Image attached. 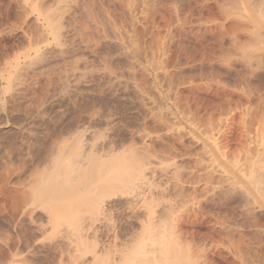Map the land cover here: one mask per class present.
<instances>
[{"label":"rangeland","instance_id":"374dc122","mask_svg":"<svg viewBox=\"0 0 264 264\" xmlns=\"http://www.w3.org/2000/svg\"><path fill=\"white\" fill-rule=\"evenodd\" d=\"M263 7L0 0V264H161L159 243L149 261L133 254L151 202L182 264H264ZM86 167L105 174L97 184L118 170L146 180L109 193L81 180ZM94 190L109 204L101 223L86 213Z\"/></svg>","mask_w":264,"mask_h":264},{"label":"bare ground","instance_id":"6f19581e","mask_svg":"<svg viewBox=\"0 0 264 264\" xmlns=\"http://www.w3.org/2000/svg\"><path fill=\"white\" fill-rule=\"evenodd\" d=\"M263 9H264V7H263ZM262 11H263V10H262ZM263 12H264V11H263ZM248 14H249V13H248ZM260 16H261V14H260ZM261 17H262L263 25H262V30L260 29V31H261L260 34L262 35L263 40H262V39H261V40H262V42H263V44H264V13H262V16H261ZM253 21H255V20H253ZM254 24H255V23H254ZM256 24H257V23H256ZM257 27H258V26H257ZM257 32H258V31H257ZM258 33H259V32H258ZM260 44H261V42H260ZM260 46H261V45H260ZM77 154L79 155V153H77ZM61 155H62V154H61ZM61 155H60V156H61ZM60 156H59V157H60ZM76 156H77V155H76ZM72 158L74 159L75 157H72ZM72 158H71L72 161L69 160L70 162H73V159H72ZM77 158H78V157H77ZM90 158H93V157L91 156ZM98 158H99V157H98ZM101 158H102V157H101ZM112 158H113V157H112ZM93 159H94V158H93ZM99 159H100V158H99ZM113 159H114V158H113ZM95 161H96V160H95ZM88 162H89V161H88ZM96 162H98V161H96ZM99 162H100V161H99ZM107 162H108V161L103 162L104 165H105V163H107ZM116 162L118 163V161H116ZM116 162L113 163V165L115 164V166H113L112 164H110V165H112L113 167H118V166H116ZM195 162H196V161H195ZM57 163H58V162H57ZM130 163H131V162H130ZM130 163H129V164H130ZM200 163H201V162H200ZM68 164H69V162H68ZM90 164H91V162H90ZM90 164L87 163L88 166H89ZM96 164H97V163H95V165H96ZM118 164H119V163H118ZM194 164H195V163H194ZM196 164H197V163H196ZM74 165H75V164H74ZM85 165H86V164H85ZM87 165H86V166H87ZM101 165H103V164H101ZM106 165H107V164H106ZM55 166H56V165H55ZM92 166H93V164H92ZM97 166H98V164H97ZM97 166H96V167H97ZM198 166H199V165H198ZM237 166H238V165H237ZM237 166H236V167H237ZM94 167H95V166H94ZM110 167H111V166H110ZM127 167H128V166H127ZM127 167H126V169H127ZM132 167H133V165H132V166L130 165V168H132ZM86 168H87V167H86ZM89 168H90V166H89ZM98 168H100V167L98 166ZM108 168H109V166H108ZM119 168L121 169V166H119ZM128 168H129V167H128ZM91 169H92V171H93V169H95V168H91ZM102 169H104V168H102ZM132 169H133V168H132ZM87 170H88V168H87ZM61 171H62V170H61ZM61 171H60V172H61ZM70 171H71V170H70ZM88 171L90 172L91 170H88ZM94 171H96V172H90V173H89V172H88V173L85 172V175H86L87 177H84V178L81 179V180L86 181V183L88 182V187H89V184H90V183L95 184L96 182L99 181V179H97L98 181L95 182V180H96L97 177H98V178L102 177V178H100V179H103V178L105 177V176H104L105 174H104V175L102 174V176H101V171H100V173L97 172V168H96ZM105 171H106V170H105ZM111 171H112V169H111L110 171H107V173H108V172L112 173ZM118 171H119V172H117V175H118L119 177H118V176H116L115 178L112 177V178H113L112 182H109L108 180H107V181L104 180V182H103V181H100V182H99V183L102 182L101 185H102V187H103V188H100V190H107V189L110 190L111 188H112L111 190H113V189H116V190H117V185H119L120 183H121L122 185L120 184L119 186H121V187H122V186H123V187L125 186L126 190H128V189L135 190V189H136V186H137L136 181H138V180H140V179H143V178H142V175L145 176V173H144V172L142 173L140 169H139V171H138V170H137V171H138L139 173H141L142 175L139 174V173H137L136 170L134 169L133 172H134L135 176L133 175V177H135V179H132V180H131V179H127V178H126L127 176H126L125 178H126L127 180L125 181V180H124V176H125L124 170H118ZM122 171H123V172H122ZM127 171H132V170H127ZM142 171H145V170H142ZM82 172H83V171H82ZM145 172H146V171H145ZM64 173H65V172H64ZM71 173H72V172H71ZM80 173H81V172H80ZM92 173H93V174H92ZM102 173H103V172H102ZM121 173H124V174H123L124 176H123ZM130 173H131V172H130ZM225 173H226V172H225ZM72 174H73V173H72ZM72 174H71V175H72ZM89 174H91V176H90ZM95 174H96V175H95ZM136 174H137L138 176H136ZM242 174H243V173H242ZM244 174H245V173H244ZM54 175H55V174H54ZM57 175H58V174H57ZM60 175H61V174H60ZM60 175H59V176H60ZM76 175H77V174H76ZM85 175L83 174V176H85ZM93 175H95V176H97V177H94ZM109 175H110V174H109ZM139 175H140V176H139ZM208 175H209V174H208ZM208 175H207V177H208ZM73 176H75V175H73ZM83 176H82V177H83ZM103 176H104V177H103ZM111 176H112V175H111ZM210 176H211V174H210ZM57 177H58V176H57ZM63 177H64V176H63ZM63 177H62V178H63ZM77 177H78V176H77ZM92 177H93V178H92ZM109 177H110V176H109ZM121 177H123V178H121ZM136 177H137V178H136ZM197 177H200V176H197ZM245 177H246V176H245ZM52 178H56V177H52ZM52 178H51V179H52ZM67 178H68V177H67ZM79 178H80V177H79ZM144 178H145V177H144ZM147 178H148V177H147ZM200 178H201V177H200ZM200 178H199V179H200ZM64 179H65V178H64ZM105 179H106V178H105ZM109 179H111V178H109ZM199 179H198V181H199ZM231 179H232V177H231ZM53 180H54V179H53ZM59 180H60V179H59ZM65 180H66V179H65ZM123 180L125 181V185H124L123 182H122ZM143 180H146V178L143 179ZM210 180H211V178H210ZM229 180H230V179H229ZM45 181H46V180H45ZM61 181H62V180H61ZM141 181H142V180H141ZM202 181H204V180H202ZM232 181H234V180L232 179ZM51 182H53V181H50V183H51ZM66 182H67V181H66ZM82 182H83V181H82ZM108 182H109V184H108ZM142 182H143V181H142ZM191 182H192V181H191ZM205 182H206V181H205ZM58 183H60V182H57V184H58ZM99 183H98V184H99ZM105 183H106V184H105ZM193 183H194V182H193ZM196 183H197V182H196ZM200 183H201V182H200ZM209 183H210V182H209ZM52 184H53V183H51V185H50L51 187H52ZM62 184H63V182H62ZM96 184H97V183H96ZM98 184H97V185H98ZM103 184H104V186H103ZM197 184H198V183H197ZM197 184H196V185H197ZM58 185H59V184H58ZM58 185H57V186H58ZM91 186H94V185H91V184H90V187H91ZM95 186H96V185H95ZM119 186H118V189L121 188V187H119ZM194 186H195V185H194ZM60 187H61V186H59V189H60ZM62 187H63V186H62ZM67 187H68V186H67ZM72 187H73V185H72ZM82 187H83V185H82ZM90 187H89V188H90ZM96 187H97V186H96ZM99 187H100V185H99ZM141 187H142V186H141ZM205 187H206V184H205ZM47 188H48V187H47ZM47 188H46V192H47ZM84 188H85V187H84ZM104 188H105V189H104ZM64 189H65V186H64ZM70 189H71V187H70ZM76 189H77V188H76ZM85 189H86V188H85ZM85 189H84V190H85ZM121 189H123V188H121ZM121 189H120V191H121ZM66 190H67V189H66ZM72 190H73V189H72ZM111 190H110L109 193H112ZM194 190H195V189H194ZM44 191H45V190H44ZM55 191H56V190H54V192L52 191L51 194H52V193H55ZM64 191H65V190H64ZM64 191H63V192H64ZM70 191H71V190H70ZM91 191H92V190H91ZM139 191H140V190H139ZM93 192L96 193V194L94 195V193H92V192H90V193L93 195V197L95 196L96 198L93 199V201L90 200L91 202L89 201V204H86V206H85V205H84V206L88 209V211H87L86 213H89V211H91V213H90V214H91V217H92L91 220H93V218H94V219H95V223H96V221H97V222H98V221L100 222V221H102L103 219H105V218L107 217V216H105V214H106V210L108 211V209H107V205H109V204H107L106 201L104 200V199H105V198H104V197H105L104 194L106 195L105 192L103 193V198H104V199L99 197V194H97V193H98L97 191L94 190ZM106 192H107V191H106ZM114 192H115V190H114ZM117 192H119V191H117ZM57 193H58L59 196H60V193H59L58 191H57ZM115 193H116V192H115ZM126 193H127V192H126ZM131 193H132V192H131ZM133 193H134V192H133ZM197 193H198V192H197ZM51 194H50V195H51ZM61 194H62V191H61ZM135 194H136V193H135ZM52 195H53V194H52ZM108 195H109V194H108ZM130 195H131V194H130ZM137 195H138V194H137ZM137 195H136V197H138ZM196 195H197V194H196ZM56 196H57V194H56ZM56 196H54V197H56ZM64 196H65V195H64ZM69 196H70V195H69ZM73 196H74V195H73ZM133 196H134V194H133ZM182 196H184V195H182ZM110 197H111V196H110ZM164 197H165V196H164ZM164 197H163V200H164ZM189 197H192V196L189 195ZM193 197H194V196H193ZM68 198H69V197H68ZM75 198H76V197H75ZM108 198H109V197H108ZM186 198H187V197H186ZM186 198H185L184 200H186ZM39 199H41V198L39 197ZM83 199H84V198H81V197H80L79 200H77L76 202L79 203V201H80V200L82 201ZM109 199H110V198H109ZM135 199H136V198H135ZM187 199H188V198H187ZM193 199H195V198H193ZM69 200H70V199H69ZM148 200H150V199H147V203L149 202ZM184 200H183V201H184ZM189 200H191V199H189ZM189 200H188V201H189ZM195 200H196V199H195ZM197 200H198V199H197ZM132 201H133V200H132ZM191 201H192V200H191ZM135 202H136V200H135ZM184 202H185V201H184ZM49 203H50V202H49ZM52 203L55 204V202H52ZM52 203H50L49 206L51 205V207H53L54 205H53ZM73 203H74V202H73ZM137 203H138V202H137ZM147 203H146V205H148ZM151 203H152V202H151ZM151 203H149V205L147 206V210H149L148 212H146L147 210L143 207V208L146 210V211H145V210H144V211H145L147 214L144 213V214H146L145 217H142V216H144V215H142V216H140V217L143 218V219L141 218V220H142V222H144V224L146 223V224H145L146 227H144V225H143V227L141 228V229H142V232H141V233L139 232V235L137 234V236H138V237H137V243L134 241L135 239L133 240V238H132V240L136 243V244L134 243L135 245L133 244L134 246H136V247H135V250L133 251V254L136 253L137 257L139 256V254H142V253H143V254H147V255H143L144 257H145V256H148V255L150 256V254H148L149 252L147 251V250H149L148 248L151 247V246L149 247V245H150V244H151V245L157 244V245L159 246V244H160V246H161V250H160V248L157 247L156 245L153 246V247H151V249H152V248H153V249L158 248V249L160 250V255L162 256V257H160V259H161V260H160V263H161V264H182V262H180V261H181V260H180L181 255L179 254L180 257H178V252H179V249H180L179 247H180V245L183 243V241H182V243H181L180 245L178 244L179 242H177V240H181V239H178V237H179L178 235H179V234L177 235V236H178V237H177V236L175 235L176 233H175L174 231H173L172 233H170V235L168 236V234L166 233V232H168L167 227L164 228L165 230H163V231H161V229H160V227H159V230H160L161 233L158 232V230H157V231H153L154 229H157L154 219H155V218H158V217H155L154 214L156 213L155 211H157L159 208H157V210H155V209L153 210V208H156L155 206H158V204L156 203V205H154L155 203H154V204L152 203V205H154V206H153V208H150L149 206L151 205ZM160 203H161V202H160ZM63 204H64V203H63ZM66 204H67V203H66ZM80 204H81V203H80ZM117 204H118V203H117ZM127 204H128V203H127ZM134 204H135V203H134ZM134 204L132 203L133 206H131V207H134V208H135V206H136L137 204H136L135 206H134ZM179 204H180V203H179ZM61 205H62V204H61ZM129 205H130V204H129ZM152 205H151V207H152ZM45 206H47V205H45ZM49 206H47L48 209H52V208H50ZM81 206H82V205H81ZM141 206H142V205L140 204V206H138L137 208L140 209ZM159 206H162V205L159 204ZM164 206H165V204H164ZM173 206H174V205H173ZM177 206H178V205H177ZM68 207H69V208H68ZM68 207H67L68 209H71V205L68 204ZM74 207H75V206H74ZM77 207H79V206L77 205ZM108 207H109V206H108ZM129 207H130V206H129ZM148 207H149L150 209H149ZM179 207H180V206H179ZM36 208H37V206H36ZM56 208H57V207H56ZM59 208H60V207H59ZM79 208H80V207H79ZM86 208H85V209H86ZM127 208H128V207H127ZM167 208H168V207H167ZM85 209H83V210L85 211ZM87 209H86V210H87ZM168 209H169V208H168ZM170 209H171V208H170ZM170 209H169V210H170ZM179 209H180V208H179ZM179 209H178V210H179ZM54 210H55V208L53 209V212H54ZM73 210L75 211V208H74ZM78 210L81 211L80 209H78ZM117 210H118V209H117ZM130 210H131V209H130ZM132 210H134V209H132ZM132 210H131V211H132ZM137 210H138V209H137ZM140 210H141V209H140ZM140 210H139V211H140ZM172 210L175 211V209H173V208H172ZM56 211H57V210H56ZM66 211H69V210H66ZM111 211H112V210H111ZM127 211H128V209H127ZM135 211H136V210H135ZM144 211H143V212H144ZM58 212H60V211H58ZM58 212H57V214H58ZM76 212H78V211L76 210L75 213L73 212V213H74V216L76 215ZM113 212H114V211H113ZM113 212H112V213H113ZM160 212H161V211H160ZM171 212H172V211H171ZM179 212H180V210H179ZM50 213H52V212L50 211ZM54 213H55V212H54ZM60 213H61V212H60ZM60 213L58 214V216L61 215ZM73 213H72V212H68V213L65 212V215L67 214V215H68V219H71L72 217H71V218H69V217H70V216H73V215H70V216H69V214H73ZM78 213L80 214V212H78ZM109 213H110V211H109ZM112 213H111V214H112ZM131 213H132V212H131ZM134 213L137 214V212H134ZM172 213L174 214L175 212H172ZM177 213H178V212H177ZM57 214H55V215L53 216V218H55V217L57 216ZM79 214H77V215H79ZM136 214H135V215H136ZM162 214H164V213H162ZM162 214H161V216H162ZM67 215H66V217H67ZM77 215H76L77 218H79V216H81V215H82L81 218L84 217V216H83V213H82L81 215H79V216H77ZM88 215H89V214H88ZM178 215H179V214H178ZM51 216H52V215H51ZM58 216H57V217H58ZM102 216L105 217V218H102ZM112 216H113V215H112ZM131 216H132V215H131ZM166 216H168V214H167ZM66 217H65V218H66ZM76 217H75V218H76ZM140 217H139V218H140ZM162 217H163V216H162ZM170 217H171V216H169V218H170ZM180 217H181V216H180ZM180 217L178 218V216H177L176 218H178V219L180 220ZM51 218H52V217H51ZM130 218H131V217H130ZM144 218H145V219H144ZM164 218H165V214H164ZM166 218H167V217H166ZM169 218H168V219H169ZM171 218H172V217H171ZM171 218L169 219L170 221H171ZM106 219H107V218H106ZM135 219H136V218H135ZM137 219H138V217H137ZM168 219H167V220H168ZM172 219H175V216H174ZM178 219H175V220L177 221ZM181 219H182V218H181ZM75 220H76V219H75ZM75 220H74V221H75ZM78 220L80 221V219H78ZM78 220L76 221L77 223H78ZM91 220L88 219V221H91ZM107 220H108V219H107ZM113 220H114V219H113ZM129 220H130V219H129ZM143 220H144V221H143ZM103 221H104V220H103ZM103 221H102V222H103ZM134 221H135V220H134ZM136 221H137V220H136ZM138 221H140V220H138ZM176 221L173 220L172 222L176 223ZM91 222L93 223L94 220L91 221ZM91 222H90V223H91ZM159 222H160V221H158V224H160ZM77 223L75 224L74 227H71V228H72V229L75 228L77 231H79V230H78V227L76 228V226L78 225ZM92 223H91V224H92ZM95 223H94V224H95ZM100 223H101V222H100ZM161 223H162V222H161ZM181 223H182V222H181ZM80 224H81V223H80ZM80 224H79V227H80ZM91 224H90V225H91ZM106 224H107V223H106ZM123 224H124V223H123ZM135 224H136V223H135ZM68 225L71 226L70 223H69ZM81 225H82V224H81ZM99 225H100V224H99ZM114 225H115V224H114ZM124 225H125V224H124ZM160 225H161V224H160ZM172 225H173V224H171V226H172ZM175 225H176V224H175ZM69 226H68V227H69ZM107 226H108V225H107ZM110 226H111V225H110ZM177 226H178V225H177ZM177 226H176V227H177ZM83 227H84V226H83ZM104 227H105V226H104ZM112 227H113V226H111V228H112ZM130 227H131V226H130ZM139 227H140V226H139ZM132 228H133V227H132ZM171 228H173V226H172ZM181 228H182V227H181ZM79 229L81 230V227H80ZM73 230H74V229H73ZM150 230H151L152 232H151ZM114 231H115V230H114ZM120 231H121V230H120ZM137 231H138V230H137ZM148 231H150L151 233H154V232H155L156 235H158V236L161 235V236H160L161 240H160V239H159V240L156 239L157 236L155 235V233H154V235H152V234L150 233L151 236H150V235L148 236V233H147ZM83 232H84V229L82 230V234H83ZM108 232H111L110 229H108V228H104V229L102 228V229H100V230L97 231V233H100V235H106ZM126 232L128 233V231H126ZM157 232H158V234H157ZM86 233H87V232H86ZM115 233H116V232H115ZM109 234H110V233H109ZM146 234H147V235H146ZM166 234H167V235H166ZM181 234H182V233H181ZM79 235H80V234H79ZM86 235H87V234H86ZM118 235H119V234H116V235L114 234V236H118ZM128 235H129V234H128ZM82 236H83V235H82ZM97 236H98V234H97ZM155 236H156V237H155ZM132 237H133V236H132ZM170 237H171L172 239H170ZM176 237H177V238H176ZM129 238H130V236H129ZM157 238H159V237H157ZM168 238L170 239V241H174V240L176 239V241H174V242H176V245H175L174 242H169ZM84 239H86V238H84ZM87 239H88V238H87ZM87 239H86V242H87ZM92 239H93V237H92ZM92 239H91V240H92ZM125 239H126V238H125ZM89 240H90V239H89ZM89 240H88V241H89ZM130 240H131V239H130ZM157 240H158L159 242H158ZM94 241H95V240H94ZM97 241H98V240H97ZM120 241H121V240H120ZM78 242H79V241L77 240L76 243L78 244ZM84 242H85V241H84ZM95 242H96V241H95ZM104 242H105V241H104ZM114 243H115V241H114ZM120 243H122V242H120ZM132 243H133V242H132ZM158 243H159V244H158ZM173 243H174V244H173ZM87 244H88V243H87ZM94 244H95V243H94ZM125 244H126V243H125ZM128 244H129V242L127 243V246H128ZM88 245H89V244H88ZM122 245H123V244H122ZM131 245H132V244H130V246H131ZM133 245H132V247H133ZM177 245H179V246H177ZM85 246H86V245H85ZM120 246H121V245H120ZM125 246H126V245H125ZM125 246H121V247H125ZM127 246H126L124 249H126ZM132 247H131V249H132ZM154 247H155V248H154ZM181 247H182V245H181ZM183 247H184V246H183ZM183 247H182V248H183ZM106 248H107V247H106ZM109 248H110V247H109ZM109 248H108V249H109ZM114 248H116V247H114ZM190 248H191V247H190ZM104 249H105V248H104ZM111 249H112V248H111ZM124 249H122V250H124ZM127 249H128L129 251H131L129 248H127ZM133 249H134V248H133ZM158 249H157V250H154V251H158ZM95 250H96V249H95ZM128 250H126V252H127ZM91 251H93V250L91 249ZM117 251H118V250H117ZM103 252H104V251H103ZM106 252H107V250H106ZM110 252H111V251H110ZM146 252H147V253H146ZM188 252H189V250H188ZM94 253L96 254L97 252L94 251L93 254H94ZM118 253H119V252H118ZM123 253H124V251H123V252H120L119 254H121V255L124 256V254H126V253H124V254H123ZM137 253H138V254H137ZM190 253H191V251H190ZM97 254H98V253H97ZM105 254H106V253H105ZM112 254H113V253H112ZM108 255H109V254L107 253L106 256H108ZM127 255H128V253H127ZM158 255H159V254H158ZM95 256H96V255H95ZM97 256H99L98 259H102L101 257L103 256V254H102L101 257H100V255H97ZM109 256H110V255H109ZM123 256H122V257H123ZM140 256H141V255H140ZM140 256H139V259L135 256V257L137 258V262H138L139 260H141ZM143 256H142V258H143L142 260L145 261V259H146V261H147V257H145V259H144ZM149 256H148V261L151 259V258H149ZM117 257H118V256H117ZM133 257H134V256H133ZM103 258H104V257H103ZM106 258H107V257H106ZM112 258H113V257H112ZM123 258H124V257H123ZM136 258H135V259H136ZM104 259H105V258H104ZM152 259H153V258H152ZM152 259H151V261H152ZM181 259H183V256H182ZM107 260H108V259H107ZM110 260H111V259H110ZM115 260H116V259H115ZM119 260H120V259H119ZM151 261H149V262L154 264V260H153V262H151ZM155 261H156V260H155ZM158 261H159V260H158ZM182 261H184V260H182ZM102 262H103V261H102ZM106 262H107V261H106ZM106 262H105V263H106ZM110 262H111V261H110ZM110 262H109V263H110ZM132 262H133V260H132ZM132 262H131V263H132ZM134 262H135V261H134ZM134 262H133V263H134ZM140 262H142V261H140ZM140 262H139V263H140ZM185 262H186V260H185ZM107 263H108V262H107ZM109 263H108V264H109ZM112 263H114V262H111L110 264H112ZM129 263H130V262H129ZM129 263H128V264H129ZM131 263H130V264H131ZM133 263H132V264H133ZM139 263H134V264H139ZM190 263H191V262H190ZM190 263H189V264H190ZM117 264H118V263H117ZM125 264H127V263H125ZM143 264H145V262H144ZM146 264H148V262H146Z\"/></svg>","mask_w":264,"mask_h":264}]
</instances>
